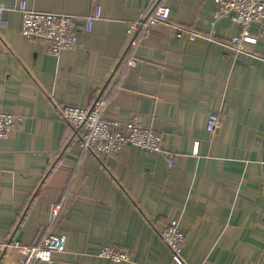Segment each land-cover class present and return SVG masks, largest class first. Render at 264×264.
<instances>
[{
  "label": "crops",
  "instance_id": "obj_1",
  "mask_svg": "<svg viewBox=\"0 0 264 264\" xmlns=\"http://www.w3.org/2000/svg\"><path fill=\"white\" fill-rule=\"evenodd\" d=\"M152 1L0 0L70 14L81 29L78 46L55 57L23 35L19 9L1 14L0 105L25 125L0 144V264H20L11 240H39L62 201L67 249L54 264H176L161 236L174 220L186 235L185 264H264V29L253 23L257 42L237 52L224 43L241 26L229 17L214 24L216 0H168L169 21L149 30L137 64L122 72L128 30ZM97 6L102 16L83 30ZM174 24L215 28L216 40L179 38ZM111 90L104 115L152 128L161 153L80 148L62 108L91 106ZM211 112L222 119L215 132L206 128ZM105 246L130 260L101 257Z\"/></svg>",
  "mask_w": 264,
  "mask_h": 264
},
{
  "label": "built area",
  "instance_id": "obj_2",
  "mask_svg": "<svg viewBox=\"0 0 264 264\" xmlns=\"http://www.w3.org/2000/svg\"><path fill=\"white\" fill-rule=\"evenodd\" d=\"M9 7L22 12V33L30 41L43 40L48 45V53L58 57L63 51L76 48L79 44V33L75 17L70 14L56 12H39L28 8L25 2L20 4H0L1 14ZM102 16L101 6H97L92 14L84 18L83 30L90 32L94 23ZM171 7L168 0H153L149 9L136 20L129 28L131 47L134 51L141 40L147 36L149 30L159 23L169 21ZM229 17L240 24V31L226 44L237 52H251L250 45L257 42L255 37L248 34L253 23L260 24L264 29V0H216L214 24L222 18ZM2 20V19H1ZM177 37L185 34L189 40L198 37L214 38L215 28L209 34H201L192 28L173 25ZM135 53L126 62V70L135 66ZM120 86H118L119 88ZM115 89V88H114ZM113 89V90H114ZM113 90L97 98L91 106L75 105L64 106L61 116L76 132V140L83 151L92 152L96 156L102 153L118 154L125 145H134L150 152L161 153L162 135L150 127L143 126L136 118L126 121L107 118L104 111L109 104ZM221 115L211 112L208 115L207 130L215 132L221 127ZM25 125V118L6 111L0 105V144L6 138H13ZM175 163V154H169V166ZM2 171L0 170V176ZM3 200V188L0 185V206ZM64 201L53 205L51 220L43 230L39 240L24 243L17 239L11 240V245L17 250L20 264L46 263L54 264L53 256L57 252L67 249V235L60 233L57 226L61 217V208ZM161 236L170 247L176 264H185L182 258L183 246L186 240L178 221L174 220L162 231ZM5 247V245H3ZM99 255L112 261L128 262V252L117 251L114 247L105 246Z\"/></svg>",
  "mask_w": 264,
  "mask_h": 264
},
{
  "label": "trees",
  "instance_id": "obj_3",
  "mask_svg": "<svg viewBox=\"0 0 264 264\" xmlns=\"http://www.w3.org/2000/svg\"><path fill=\"white\" fill-rule=\"evenodd\" d=\"M133 54H134V49H133L132 47H130V48L128 49V51H127V53H126L124 59H123V62L121 63L122 66H120V69L118 68L119 70H121L122 72H125V71H126V62H127V60H128L130 57L133 56ZM103 95H104V93H103Z\"/></svg>",
  "mask_w": 264,
  "mask_h": 264
}]
</instances>
